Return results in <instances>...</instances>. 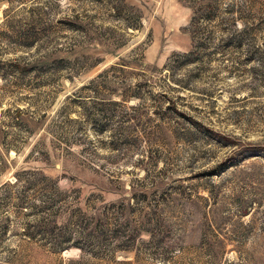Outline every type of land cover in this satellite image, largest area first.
I'll list each match as a JSON object with an SVG mask.
<instances>
[{"label": "rangeland", "instance_id": "374dc122", "mask_svg": "<svg viewBox=\"0 0 264 264\" xmlns=\"http://www.w3.org/2000/svg\"><path fill=\"white\" fill-rule=\"evenodd\" d=\"M0 264H264V0H0Z\"/></svg>", "mask_w": 264, "mask_h": 264}]
</instances>
